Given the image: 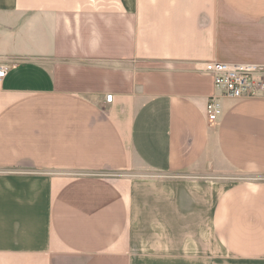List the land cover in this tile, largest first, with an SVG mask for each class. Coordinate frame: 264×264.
<instances>
[{
  "label": "crops",
  "instance_id": "1",
  "mask_svg": "<svg viewBox=\"0 0 264 264\" xmlns=\"http://www.w3.org/2000/svg\"><path fill=\"white\" fill-rule=\"evenodd\" d=\"M209 61L264 66V0H0V264H264V98Z\"/></svg>",
  "mask_w": 264,
  "mask_h": 264
},
{
  "label": "built area",
  "instance_id": "2",
  "mask_svg": "<svg viewBox=\"0 0 264 264\" xmlns=\"http://www.w3.org/2000/svg\"><path fill=\"white\" fill-rule=\"evenodd\" d=\"M7 66L0 63V82L5 78ZM201 73L211 79L215 92L220 97L232 100L264 98V66L252 63H226L209 61L202 65ZM113 96H105L104 102L111 104ZM205 116L214 123L221 116L217 97H210L205 104ZM264 181V179H262Z\"/></svg>",
  "mask_w": 264,
  "mask_h": 264
},
{
  "label": "rangeland",
  "instance_id": "3",
  "mask_svg": "<svg viewBox=\"0 0 264 264\" xmlns=\"http://www.w3.org/2000/svg\"><path fill=\"white\" fill-rule=\"evenodd\" d=\"M222 179V178H221ZM224 180H225V178H223ZM231 180H233V179H237V178H230ZM242 179V178H241ZM245 179H256V180H262V179H264V176H255V177H246ZM224 180H222V182L224 181ZM229 180V179H228Z\"/></svg>",
  "mask_w": 264,
  "mask_h": 264
}]
</instances>
